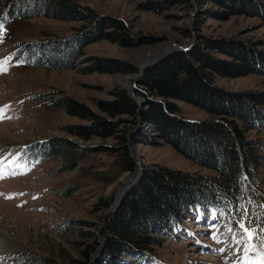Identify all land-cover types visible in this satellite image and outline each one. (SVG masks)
Segmentation results:
<instances>
[{"label": "trees", "instance_id": "obj_1", "mask_svg": "<svg viewBox=\"0 0 264 264\" xmlns=\"http://www.w3.org/2000/svg\"><path fill=\"white\" fill-rule=\"evenodd\" d=\"M167 4L185 5L196 12L195 32L203 29L205 18L228 20L245 15L264 22V0H167ZM208 4H217L221 11L205 9ZM38 17L88 25L69 36L48 35L36 42L18 43L14 58L22 66L72 69L89 44L108 40L127 48L138 45L121 20L100 16L74 0H0V22ZM185 35L190 37L191 31L186 29ZM196 38L189 49L172 52L146 69L132 94L117 89L114 100L100 101L98 107L107 117L71 97L48 99L49 106L64 107L68 114L90 122L67 127L71 134L86 141H117L114 147L82 148L75 140L52 137L26 149L34 159H65L61 171L75 170L88 152L116 151L124 159L126 170L133 172L137 166L131 148L163 140L195 164L217 173L209 177L143 165L136 182L105 218L101 231L104 243L92 264H148L157 255L163 236L183 229L193 216L202 221L214 217L232 228H239L238 221L243 220L256 233L264 227V139L253 141L246 136L250 130L264 134V92H228L215 85L217 75L233 79L264 75V49L258 50L264 41L200 34ZM216 53L229 59L218 58ZM87 63L90 67L84 72L88 73H139L134 65L115 59L90 57ZM177 101L216 118H184ZM90 257L87 253L86 262L75 264H87ZM12 260L15 264H60L35 253H19Z\"/></svg>", "mask_w": 264, "mask_h": 264}, {"label": "rangeland", "instance_id": "obj_2", "mask_svg": "<svg viewBox=\"0 0 264 264\" xmlns=\"http://www.w3.org/2000/svg\"><path fill=\"white\" fill-rule=\"evenodd\" d=\"M74 1L100 16L121 20L138 45L127 48L100 40L86 46L85 55L72 69L22 66L14 58L18 43L36 42L48 35L69 36L88 23L47 17L20 19L9 24L0 22V62L7 61V71L0 72V109H5L0 113L3 117L0 118V161L10 166L5 178H0V264H15L12 258L19 253L50 257L60 264L86 262L88 253L91 257L87 264H92L104 243L101 231L105 218L111 213L119 191L124 195L143 165L164 166L209 177L217 174L195 164L163 140L156 145L137 144L131 148L133 160L136 166L138 164L133 172L126 170L124 159L116 151L88 152L75 170L66 172L60 170L65 164L63 158L34 159L26 149L52 137L75 140L82 148L117 144L112 138L86 141L71 134L67 127L90 122L68 114L64 107L49 106V97H71L107 117L98 107L100 101L114 100L117 89H126L132 94L144 71L156 64L154 61L166 52L195 44L196 34L217 39L264 41V22L258 17L205 18L203 29L195 32L197 13L186 9L185 5L167 4V0ZM192 4L195 7L194 1ZM204 7L212 12L221 11L217 4ZM186 29L191 31L190 37L185 35ZM259 49L264 46H258ZM90 57L125 61L137 67L139 73L84 72L90 67L87 63ZM216 57L229 59L219 53ZM149 63L153 64L141 73ZM215 85L228 92H264V75L234 79L217 75ZM176 103L179 114L189 120L216 118L192 104ZM246 136L253 141L264 139V134L255 130L247 131ZM262 171L264 196V167ZM71 190L72 194L66 195ZM163 239L157 255L148 264H259L260 254H264L254 236L249 243L255 244L256 250L249 251L246 257L245 244L237 243L240 228L229 227L214 217L202 221L193 216L186 227Z\"/></svg>", "mask_w": 264, "mask_h": 264}, {"label": "snow or ice", "instance_id": "obj_3", "mask_svg": "<svg viewBox=\"0 0 264 264\" xmlns=\"http://www.w3.org/2000/svg\"><path fill=\"white\" fill-rule=\"evenodd\" d=\"M0 28H2V25H0ZM2 35V33H0ZM7 61L0 62V72L7 71ZM5 109H0V113H3ZM0 118H3L0 116ZM10 166L5 164L3 161H0V178H5L7 174V170ZM24 167L21 166V174H23ZM15 174V173H13ZM239 228H240V239L237 240V243H243L245 244V254L247 257V253L249 251L256 250V245L249 243L253 240L254 236H256L259 240V248L261 250H264V227H261L259 230V233H256L254 229H251L250 226L246 225L243 220L238 221ZM231 231V229H229ZM259 264H264V254H260Z\"/></svg>", "mask_w": 264, "mask_h": 264}, {"label": "water", "instance_id": "obj_4", "mask_svg": "<svg viewBox=\"0 0 264 264\" xmlns=\"http://www.w3.org/2000/svg\"><path fill=\"white\" fill-rule=\"evenodd\" d=\"M193 44H194V42H193L192 44H190L186 49H189L191 46H193ZM178 50H179V49H174V50H172V51L166 52L165 54L161 55V57H160L159 59H157L156 61H154L153 63H157L158 60L163 59L167 54H170V53L175 52V51H178ZM153 63H149V64L145 65V66L141 69L140 72L143 73V71L145 70V68H147V66H150V64H153ZM132 158H134V155H133V154H132ZM135 163H136V161H135ZM137 166H138V164H137ZM136 180H137V179H136ZM136 180L132 183V185L136 182ZM132 185H131V186H132ZM131 186H130V187H131ZM128 188H129V187H127L126 189H128ZM122 195H123V192L120 190L119 193H118V196H117V199H116L114 205H113L112 208L110 209L111 212H113V211L116 209L117 205L120 203V200H121Z\"/></svg>", "mask_w": 264, "mask_h": 264}]
</instances>
